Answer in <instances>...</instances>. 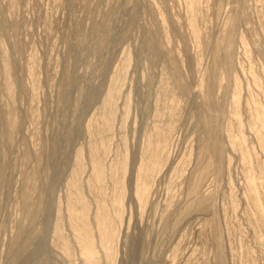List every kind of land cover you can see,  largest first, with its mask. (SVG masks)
<instances>
[{"label": "rangeland", "instance_id": "rangeland-1", "mask_svg": "<svg viewBox=\"0 0 264 264\" xmlns=\"http://www.w3.org/2000/svg\"><path fill=\"white\" fill-rule=\"evenodd\" d=\"M0 264H264V0H0Z\"/></svg>", "mask_w": 264, "mask_h": 264}]
</instances>
